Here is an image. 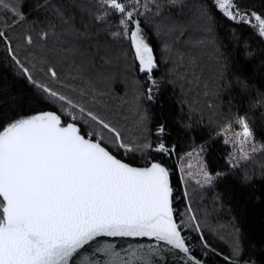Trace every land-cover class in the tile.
Wrapping results in <instances>:
<instances>
[{
  "label": "snow or ice",
  "instance_id": "6c2138e0",
  "mask_svg": "<svg viewBox=\"0 0 264 264\" xmlns=\"http://www.w3.org/2000/svg\"><path fill=\"white\" fill-rule=\"evenodd\" d=\"M151 2L156 9L154 15L161 18L157 33L166 27L169 33H179L174 43L179 42L185 35L183 26L178 20L164 23L171 19L161 13L165 5L157 0ZM212 2L224 18L248 24L254 34L264 38V13L242 6L241 0ZM178 3L181 0H167L172 7ZM0 5L6 10L4 20H0V43L8 57L18 73L40 90L43 99L60 105L59 111L33 110L34 114L13 116L0 113V264H157L153 256L161 255V244L184 253L188 264H205L204 259L192 255L189 237L183 234L189 227L200 232V225L187 223L185 213L174 209L172 171L162 157H152L153 152L170 156L175 151L176 146H167L163 139L166 125L158 126V135L152 141L150 117L146 109H140L143 133L138 142H129L102 115L53 87L62 79L65 84L61 88L67 86L68 80L85 79L90 86L111 80L105 71L111 63L108 37H123L130 41L138 70L147 78L139 99L152 100L160 85L154 74L157 58L139 19L149 11L148 0L143 4L141 0H46L41 7L50 8L51 15L46 13L43 20L32 21L27 28L22 27L28 16L23 14L21 3L10 5L0 0ZM197 11L200 26L212 33L215 14L204 4ZM187 42L192 41L189 38ZM195 43L203 45L204 41ZM247 47L245 55L251 57ZM21 52L25 53L23 61ZM217 53L219 56L218 50ZM38 74L46 81L38 82ZM236 83L245 94L251 88L245 78L238 76ZM79 95L83 97L85 92L81 90ZM257 95L264 100V92ZM11 100L17 108L26 103L16 97ZM262 106L253 101L244 115L235 114L240 131L231 142L234 148L239 146V159L250 158L244 148L249 141L255 142L249 112ZM260 118L264 120V113ZM231 127L227 125L225 134ZM229 142L226 138L225 143ZM137 152L143 164L134 166L129 154L134 157ZM235 158L230 155V160ZM199 175L202 182L196 183L203 187L227 173L213 174L203 163L199 165ZM183 195L189 196L187 190ZM185 212H192L190 204ZM195 220L192 214L189 221ZM99 237H147L157 243L137 245L127 261L113 244L104 243L91 256L103 253L107 259L90 258L86 246ZM200 239L203 241L202 233ZM208 248L205 241V258ZM231 256L229 264H239V240L233 242Z\"/></svg>",
  "mask_w": 264,
  "mask_h": 264
},
{
  "label": "trees",
  "instance_id": "16d2710c",
  "mask_svg": "<svg viewBox=\"0 0 264 264\" xmlns=\"http://www.w3.org/2000/svg\"><path fill=\"white\" fill-rule=\"evenodd\" d=\"M43 2L45 3L46 0H26L22 3L23 14L28 16V20L44 19L48 9L41 7ZM194 2L199 7L204 4L206 9H211L215 14L214 31L208 36L210 40L215 39V49L220 55L218 56L215 49L212 54L208 53L207 55L210 57L209 61L215 60L219 63L223 75L226 76V81L217 87L222 91L215 98L223 110L222 113L218 111L221 116L216 112L212 117H208L202 112L190 111L181 97L179 88L166 77L164 64H161L160 44L151 28L144 25L143 19H140L142 26L157 58L158 66L154 74L155 78L160 81V85L150 101L147 99L138 101L137 96H132L126 88L123 92L119 91L121 93L120 100H125L122 106L131 112L129 122L122 107L114 112L121 124L123 123L121 128L127 132L129 142H138L142 136L143 128L139 125L142 115L140 109H146L150 117L148 129L151 132L150 139L152 141H155L158 135V126L166 125L163 139L167 146L175 145V151L170 156L153 152L152 157L156 159L162 157L166 166L170 167L172 171L174 209L178 213H184L190 204L192 212L198 219L202 232L194 231L192 228L186 229L189 234H186V231L183 232L189 237V244L194 245L192 254L197 258L204 259L207 264H229L232 259L231 247H228V236L221 233L227 227H232L233 233L242 246V256L237 258L239 264H245V262L250 264L251 260L256 261V264H264V157H262L261 165H255L250 169L246 167L244 159L230 160V155H234L232 154L234 151L230 145L229 134L228 132L225 134V131L221 130L228 121L235 118L236 113L244 115L248 112L251 102L256 101L264 104V100L257 95L258 92H264V87H262L264 85V38L254 34L248 24H235L224 18L214 8L212 0H194ZM241 4L251 11L264 13V0H241ZM197 8L195 4H190L180 10H184L187 14H198ZM253 23H255L254 20ZM115 42H121V40L116 38ZM245 45L248 46L247 51L253 54L251 57L245 55ZM124 47V52L130 57L132 55L134 60L136 75L132 78L135 79L134 81H138L141 86L147 78L145 75L139 74L133 49L130 41L126 38ZM110 75H113L114 79L120 80L121 85L128 87L123 79L124 74L120 70L111 72ZM238 76L251 82V88L247 94L237 85ZM67 82L70 86L74 84L80 86L85 81L68 80ZM139 91L142 95L144 90L140 87ZM88 93L85 92L86 97L79 98L78 101L86 105ZM11 97L22 99L26 103L23 107L17 108L12 103ZM209 98L206 96L204 99ZM92 104L89 109L99 113L108 121V115L113 111L108 96L105 94L103 98ZM56 107L52 102L43 99L41 92L18 73L17 67L11 62L5 51L4 44L0 43V113L6 112L9 116H13L15 113L34 114L33 110L59 111ZM9 109H14V111ZM261 113H264V106L257 111L249 112V116L252 118L250 124L255 133L254 140L256 139L260 143L264 141V120L260 118ZM135 121L138 122V125L132 127L131 124ZM226 138L230 141L229 143H225ZM201 148H203L202 152ZM193 150H200L202 164L207 163L213 174L226 172L227 175L221 176L212 185L203 187L196 183V180L202 182L201 176L193 178L187 173L183 176L181 163L191 157L190 153ZM129 159H134V166L143 164L139 152L135 153L134 157L129 154ZM233 164L236 166L233 167ZM246 177L247 179H245ZM184 188L189 193L187 198L183 195ZM186 222L194 225L189 221V218L186 219ZM201 233L203 241L200 239ZM205 241L209 245L206 258L204 257Z\"/></svg>",
  "mask_w": 264,
  "mask_h": 264
},
{
  "label": "rangeland",
  "instance_id": "374dc122",
  "mask_svg": "<svg viewBox=\"0 0 264 264\" xmlns=\"http://www.w3.org/2000/svg\"><path fill=\"white\" fill-rule=\"evenodd\" d=\"M26 2V0H5V2L11 4L14 3H23ZM54 3L55 0H52ZM145 0H141V3L143 4ZM149 2V11H147L143 16L139 17V19H143L145 22L144 25L151 28L153 31L155 38H157L159 42L160 47V57H161V64H164L165 67V75L168 77V79L174 83L180 90L181 97L184 101V103L187 104L190 111L193 112H202L203 115L212 117L213 114L216 112V114L220 113L218 111H221V105H218V102L215 101V98L219 95L220 91L217 89L219 85L226 81V76L222 75L221 72L222 69L218 65L215 60L209 61V55L212 54L213 49H215V45L213 44V39L210 40L209 33L204 30L200 26V21L198 20V14H187L184 10L185 6H189L190 4H195L194 0H181V3H178L175 7H172L170 4H167V0H157L162 5H165L161 8V13L164 17H171V19L165 20L164 23L170 24L172 20H178L179 23L183 26V30L185 32L184 36H180L179 42L174 43L176 36L179 35V33H169L168 29L166 27H162L160 33H157L156 25L161 23V18L158 16H155L154 13L156 11L154 5L152 4L151 0H148ZM44 3V2H43ZM197 8V9H198ZM196 9V12L198 13ZM6 10L3 8L2 5H0V20H4L3 13ZM141 12H145L143 8L140 9ZM48 15H51V11L48 9ZM35 21V20H33ZM31 20H28L22 27L27 28L31 24ZM143 30L144 27L142 26ZM116 29H113L112 31H115ZM17 32L20 31L19 28L16 29ZM10 35H12L10 33ZM107 35V34H105ZM144 35L147 39V42L149 43V38L145 34ZM109 42L111 44V48L109 51V57L111 59V63L107 66H105V71L108 75H110L111 72H117L120 70L124 74V81L128 84V87H125V85H121L120 80L114 79L113 75H110L112 77L111 80L104 82V83H98L95 86H90L85 79H78L76 81L80 82V80L85 81L80 86H76L75 84L73 86H70L67 82V86L61 88V84H65V80L62 79L60 84H53L54 89L61 91L63 94L70 95L74 100L78 101L79 98L86 97V94L81 97L79 95L80 91L83 90L84 92H89L88 96V102L86 106L89 108L92 106L94 101H97L104 97L106 94L109 98V101L112 103L113 111L108 115V121L113 124V126L117 127L122 134L124 135L125 139L128 141L127 138V132H124L123 123L121 124L120 119H117L115 112L118 111L119 107H122V110L127 114V119L129 122V118L131 117V112L127 111L125 107L122 106L124 104L125 100L123 101L121 98V92L125 91V88L128 90L132 96H137V100L140 101L139 97H141L140 85L138 81H134L135 79L132 78L136 74L134 72V60L131 55L126 54L125 47H124V39L123 37L118 38L121 40V42H115L116 38L108 37ZM191 39V43H188L187 41ZM197 40H203L204 44H196L195 41ZM217 51V49H215ZM204 52V53H203ZM209 53V55H207ZM180 54H183V59L181 60ZM194 58V59H193ZM20 59L23 61L25 59V53H20ZM37 81L45 80L46 77H43L42 74H38L36 77ZM124 83V82H123ZM37 88V87H36ZM38 89V88H37ZM38 91H40L38 89ZM206 96H209L210 98L205 100L204 98ZM56 108H60V105L56 102H52ZM115 111V112H114ZM215 114V115H216ZM221 116V115H220ZM127 122V125H128ZM231 124L232 127L227 131L229 136L228 138L230 141H235L237 139L236 133L240 131V128L236 122V119H232L231 121H228L221 129L222 131L227 128V125ZM132 127H135L138 125V122H133ZM140 125V122H139ZM141 126V125H140ZM254 144L252 141H249L247 144L244 145V148L249 153L248 159H244L246 162V167L248 169L254 167L255 165H261L263 160L262 157H264V141L262 143L258 142V140H254ZM232 150L234 151V156L236 159L238 158V149L239 146L236 148L233 147V143H230ZM255 147L256 151L252 152V148ZM200 150H193L190 153V158L184 160L181 163V169L183 176L185 173L190 174L193 176V178H197L199 175V165L202 164L201 155H197ZM189 165L191 167L189 168ZM186 189L184 188L183 191ZM184 220L188 219L193 212L188 213L184 212ZM195 225L198 223V219L195 221H191ZM199 224V223H198ZM190 228V227H189ZM188 229V228H186ZM185 229V231H186ZM200 232L201 229H200ZM234 229L232 227H227L221 233L222 235L228 236L229 245L228 247L232 248V244L234 241L237 240L236 235L233 233ZM186 234H189L186 231Z\"/></svg>",
  "mask_w": 264,
  "mask_h": 264
},
{
  "label": "water",
  "instance_id": "95a60500",
  "mask_svg": "<svg viewBox=\"0 0 264 264\" xmlns=\"http://www.w3.org/2000/svg\"><path fill=\"white\" fill-rule=\"evenodd\" d=\"M136 65L138 67V62ZM139 74L144 75V73L141 72H139ZM44 111H52V110H44ZM104 243L113 244L115 246L114 250L117 253H119L120 256L125 261H127L129 260V254L131 250L136 248L137 245H155L157 242L154 239L147 237H99L97 238L96 241H93L88 246H86L85 249L86 254H89L90 258L93 259H100V260L107 259V257H105L103 253H96L94 257L91 256V253H93L97 247L101 246ZM160 247L163 248V252L161 253V255L153 256V259L157 262V264H188L187 257L184 253L179 252L176 249L169 250L170 246L167 245L161 244ZM74 259H79V258L77 257Z\"/></svg>",
  "mask_w": 264,
  "mask_h": 264
},
{
  "label": "built area",
  "instance_id": "2783aa9c",
  "mask_svg": "<svg viewBox=\"0 0 264 264\" xmlns=\"http://www.w3.org/2000/svg\"><path fill=\"white\" fill-rule=\"evenodd\" d=\"M190 247L192 248V250L194 249V248H193V247H194V245H193L192 243L190 244Z\"/></svg>",
  "mask_w": 264,
  "mask_h": 264
}]
</instances>
